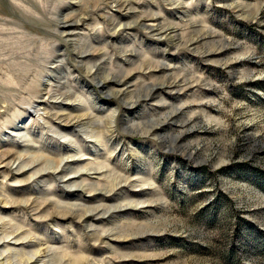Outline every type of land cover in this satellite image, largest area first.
Masks as SVG:
<instances>
[{
  "label": "rangeland",
  "instance_id": "1",
  "mask_svg": "<svg viewBox=\"0 0 264 264\" xmlns=\"http://www.w3.org/2000/svg\"><path fill=\"white\" fill-rule=\"evenodd\" d=\"M0 264H264V0H0Z\"/></svg>",
  "mask_w": 264,
  "mask_h": 264
},
{
  "label": "bare ground",
  "instance_id": "2",
  "mask_svg": "<svg viewBox=\"0 0 264 264\" xmlns=\"http://www.w3.org/2000/svg\"><path fill=\"white\" fill-rule=\"evenodd\" d=\"M49 95V94H48Z\"/></svg>",
  "mask_w": 264,
  "mask_h": 264
}]
</instances>
